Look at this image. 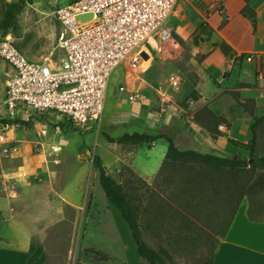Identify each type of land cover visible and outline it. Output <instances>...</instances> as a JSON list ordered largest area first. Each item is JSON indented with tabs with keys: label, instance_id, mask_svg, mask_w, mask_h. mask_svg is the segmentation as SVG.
I'll list each match as a JSON object with an SVG mask.
<instances>
[{
	"label": "rangeland",
	"instance_id": "obj_1",
	"mask_svg": "<svg viewBox=\"0 0 264 264\" xmlns=\"http://www.w3.org/2000/svg\"><path fill=\"white\" fill-rule=\"evenodd\" d=\"M19 1L0 0V22L7 7ZM70 1L26 2L15 11L11 29L4 36L0 31V39L8 37L30 61L53 56L60 31L54 7ZM192 51L193 42L179 41L171 33L156 49L148 48L147 69L142 68L144 62L135 68H117L108 83L99 126L65 134L69 150L62 160L59 157L58 164H42L40 157L31 154L28 143H21L15 155L0 156V264H27L37 258H45L44 264H77L82 261L81 251L88 247L107 254L108 264H124L120 249L129 243L136 253L125 223L101 190L93 165L95 156L117 184L139 198L142 240L150 248L166 251L165 264H211L230 210L219 212L205 195L201 196V205L186 212L180 210L172 187L167 186L169 180L164 182L158 176L166 152L163 139L141 145H118L105 139L115 141L132 133L155 137L173 132L178 150L195 151L196 144L186 133L195 117L204 121L208 111H218L220 119L230 125L232 108L242 114L241 119L248 118L245 112L255 113L254 99L238 91L217 94L216 81L207 78L197 58V63L191 60ZM8 71L10 68L0 60V117ZM245 103L246 111L242 106ZM23 136L27 141L33 138L31 131ZM249 141L244 149L239 147L235 157H264V120L256 128L252 153ZM171 175L173 181L178 177ZM253 176L264 180V170L255 169ZM257 194L254 203L264 218V190ZM150 199L171 203L168 215L158 222L152 219L153 210L147 209ZM243 201L248 204L247 196L240 203ZM135 256H129V264H135Z\"/></svg>",
	"mask_w": 264,
	"mask_h": 264
},
{
	"label": "built area",
	"instance_id": "obj_2",
	"mask_svg": "<svg viewBox=\"0 0 264 264\" xmlns=\"http://www.w3.org/2000/svg\"><path fill=\"white\" fill-rule=\"evenodd\" d=\"M175 4L72 0L55 5L53 16L60 26L55 53L39 61L24 57L8 37L0 40V60L10 68L2 101L5 116L0 118V156L18 153L22 141L17 134L31 131V154L58 164L67 150L65 134L99 126L112 73L150 59L148 48L154 50L170 37L167 24ZM85 15L91 17L77 19Z\"/></svg>",
	"mask_w": 264,
	"mask_h": 264
},
{
	"label": "crops",
	"instance_id": "obj_3",
	"mask_svg": "<svg viewBox=\"0 0 264 264\" xmlns=\"http://www.w3.org/2000/svg\"><path fill=\"white\" fill-rule=\"evenodd\" d=\"M243 10H246L244 14ZM200 25H205L204 34L197 31ZM167 28L179 41L193 42L191 60L197 58L199 62H195L207 78L216 81L217 94L238 91L254 99L255 113L264 115V0H176ZM183 86L188 89L186 84ZM2 116H5L4 110ZM251 125L249 118L236 119L229 127L219 125L218 134L213 136L192 123L186 133L196 144L195 152L235 156L239 147L244 149L250 140ZM17 135L22 143L30 144L23 140V134ZM65 143L67 150L61 154V160L69 150L66 140ZM247 208L246 201L239 204L211 264H264V220L250 221ZM124 245L120 249L123 263L129 264V256H137L136 247L133 243L134 253L131 243ZM136 256L133 257L135 264H144ZM45 260H28L27 264H44Z\"/></svg>",
	"mask_w": 264,
	"mask_h": 264
},
{
	"label": "trees",
	"instance_id": "obj_4",
	"mask_svg": "<svg viewBox=\"0 0 264 264\" xmlns=\"http://www.w3.org/2000/svg\"><path fill=\"white\" fill-rule=\"evenodd\" d=\"M26 2L30 3L31 0H20L18 3L7 7L4 19L0 22V31L3 36L13 25L15 11ZM245 11L246 10H243V14ZM204 30L205 25L197 27V31H199L200 34H204ZM193 94L194 92H191L190 95ZM242 106L246 111V103ZM229 112L233 114L230 121L242 118V114L236 111L235 108L230 109ZM244 114L252 121L250 127L251 138L248 149L252 153L251 149L256 139V128L262 120H264V115H257L254 112H245ZM208 116V118L204 117V121H200V119H196L195 117L193 123L199 125L213 136L218 134L219 125L224 124L223 126L229 127V123L220 119L218 111H208ZM0 122L4 121L0 119ZM105 139L108 143H115L118 145L152 144L157 140L163 139L166 143V152L159 167L158 176L163 177L162 179H164V182L169 180L167 186L172 187V193L176 195L174 202L178 205L180 210L186 212L195 208L196 205H201V196L204 195L211 200L212 204L215 208H218L219 212L226 213L230 210L229 217L226 219V223L220 233V239L224 237L240 201L245 196L248 198V208L246 212L248 219L253 222L264 220V218L261 217L259 206L254 203V195L256 196L259 191L264 190V180L253 176L255 169L264 170V157L253 158L250 156L249 159H240V157L237 156L236 159H233V156L228 158L212 154H201L192 150L181 151L178 150L173 143V132L155 137L132 133L124 134L115 141L106 136ZM231 144L235 145L234 142H231ZM93 165L98 171L101 190L108 203L125 223L131 240L136 247L139 259L146 264H165L164 258L167 256L166 251L162 248L157 250L150 248L142 240L139 229V216L142 211L139 198L127 193L123 186L117 184L115 180L106 173L98 156L93 157ZM171 173L178 176L175 177L174 181L171 179ZM171 183H173V185ZM229 199H232L231 202L228 201ZM169 204L166 201L155 203L150 199V202L147 203V209L148 211L153 210V221L158 222L163 216L165 218V216L168 215L167 209ZM81 258L82 261L77 264H108L110 261V257L107 254L91 247L84 248L81 251Z\"/></svg>",
	"mask_w": 264,
	"mask_h": 264
},
{
	"label": "water",
	"instance_id": "obj_5",
	"mask_svg": "<svg viewBox=\"0 0 264 264\" xmlns=\"http://www.w3.org/2000/svg\"><path fill=\"white\" fill-rule=\"evenodd\" d=\"M90 17H91L90 15L78 16L77 19H78L80 22H83V21L89 19ZM143 56H144V59H146L147 56H146L145 54H143ZM233 159H236V157L234 156Z\"/></svg>",
	"mask_w": 264,
	"mask_h": 264
},
{
	"label": "bare ground",
	"instance_id": "obj_6",
	"mask_svg": "<svg viewBox=\"0 0 264 264\" xmlns=\"http://www.w3.org/2000/svg\"><path fill=\"white\" fill-rule=\"evenodd\" d=\"M144 62V64L142 65V68L144 69H147V64H148V62H149V59H147V60H145V61H143ZM142 63V62H141ZM143 71H145V70H143Z\"/></svg>",
	"mask_w": 264,
	"mask_h": 264
}]
</instances>
